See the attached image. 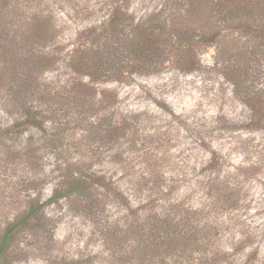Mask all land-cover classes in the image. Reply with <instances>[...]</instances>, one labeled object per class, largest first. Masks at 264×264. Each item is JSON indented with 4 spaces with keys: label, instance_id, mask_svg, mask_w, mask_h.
Instances as JSON below:
<instances>
[{
    "label": "rangeland",
    "instance_id": "374dc122",
    "mask_svg": "<svg viewBox=\"0 0 264 264\" xmlns=\"http://www.w3.org/2000/svg\"><path fill=\"white\" fill-rule=\"evenodd\" d=\"M209 8L0 0V240L15 224L0 264H264V42ZM135 26L159 32L162 63L124 60ZM111 47L109 74L71 68ZM252 50L235 91L226 73ZM33 115L40 128L22 123ZM76 177L84 188L63 196Z\"/></svg>",
    "mask_w": 264,
    "mask_h": 264
},
{
    "label": "trees",
    "instance_id": "16d2710c",
    "mask_svg": "<svg viewBox=\"0 0 264 264\" xmlns=\"http://www.w3.org/2000/svg\"><path fill=\"white\" fill-rule=\"evenodd\" d=\"M207 2L210 6V13L214 17L232 20L234 18L233 14L239 13V15L242 16L240 20L245 19L239 25V29L243 30L244 33L248 34V36H255L256 38L264 42V7H262V3L260 2V0H207ZM257 17H262L260 18L262 20L257 21ZM120 21L121 20H118L115 15L111 17L107 25L109 28L108 31L111 34L114 35L118 33ZM133 31L134 34L129 36L130 39L127 42V46L121 51L123 54H125L123 57L124 60L127 58L133 59L136 63L142 64V67L156 65L157 62L162 63L164 60L163 55L165 54V51L164 47L162 46L163 42H161V38L160 36H158L159 32H157V37L155 32L146 30L138 26H135ZM34 38H42V36L36 34ZM176 50L178 52L177 56L179 60L182 61V70L191 71L195 66V61L193 60L194 58L191 57L192 53L189 47L181 48L180 46H177ZM121 52L117 47H111L109 52L107 53L100 52L98 55L91 53L87 58H85L86 54L84 55V53L81 52V55L79 56V58H81L77 63H74L75 68L73 67L74 64L71 68L77 73L88 71L89 75H96L97 71L95 69L98 68L99 70L103 71L100 73L109 74V66H115L116 64L120 63L121 59L119 60L118 56ZM246 53L249 54V58H247V54L242 53L239 56L240 63H237L234 68H229L231 71H229V73H226V77L232 82L233 89L235 91H241L242 85H244V78L247 72L249 73L250 71V62L255 57L253 50L251 52L247 51ZM116 60L118 61V63H116ZM179 60L176 61L180 62ZM17 95L21 96V91H17ZM246 96L248 97V95ZM250 98L252 97H249V99ZM46 99L52 104H56L62 99V102L59 103L60 105H65L63 97L58 96L57 94L55 95V93H51L50 96L48 95V97H42V101H45ZM245 103L248 105L252 113L256 111V103H252L250 102V100H247ZM22 123L26 126L40 128L39 120H37L34 115L27 116L22 120ZM128 128L129 127H127V122L123 120L122 123L112 125L110 127V132L112 136L116 137L121 130ZM84 184L85 181H83L81 178L76 177L68 182V185L62 192V195L68 196L75 190L83 189ZM100 185L104 186L102 182ZM54 198H56V190H54L50 195L49 202ZM34 210L35 206H31L27 214H25V217L22 218L23 221H28L30 218L36 215V210ZM14 226L15 224H11L5 230L0 240V256L4 254L5 248L12 240V232L14 230Z\"/></svg>",
    "mask_w": 264,
    "mask_h": 264
}]
</instances>
